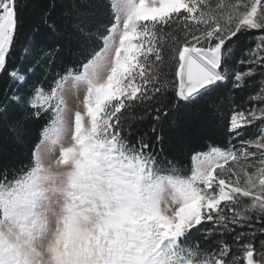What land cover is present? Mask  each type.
Segmentation results:
<instances>
[{
  "label": "snow or ice",
  "instance_id": "6c2138e0",
  "mask_svg": "<svg viewBox=\"0 0 264 264\" xmlns=\"http://www.w3.org/2000/svg\"><path fill=\"white\" fill-rule=\"evenodd\" d=\"M105 7L104 0L64 6L74 38L70 62L62 47L32 40L19 49L17 63L25 5L0 0V79L8 81L0 91V122L24 143L25 121H51L27 164L0 169V225L16 230L14 241L0 232V264H31L25 249L35 251L37 204L54 180L44 160L57 151L56 163H74L101 186L116 179L135 184L142 195L119 214L103 196H74L77 217L87 222L95 214L104 224L95 232L78 228L82 242L75 248L66 224L51 249L56 264H264V0H121L114 21ZM50 20L44 12L39 22L58 30ZM245 36L255 42L246 52ZM228 85L229 111L221 113L228 149L213 148L186 180H153L160 162L144 137L131 142L126 114L155 104L159 122L169 100L199 101ZM81 89L82 110L73 111L65 95ZM236 90H250L243 103L233 100ZM164 179L179 197L170 212L155 191Z\"/></svg>",
  "mask_w": 264,
  "mask_h": 264
},
{
  "label": "trees",
  "instance_id": "16d2710c",
  "mask_svg": "<svg viewBox=\"0 0 264 264\" xmlns=\"http://www.w3.org/2000/svg\"><path fill=\"white\" fill-rule=\"evenodd\" d=\"M67 2L68 0H20V3L25 5V11L20 22L17 63H19V49L32 40L47 48L62 47L60 55L65 62L71 61L74 38L71 34V26L65 19L64 6ZM104 3L106 5L105 16L114 21L116 14L111 0H104ZM44 12H48L49 16L53 17L49 23L55 22L58 30H53L39 22L40 16ZM36 26H39L38 33L32 31ZM245 45L254 48L255 42L245 36L240 48L246 52ZM240 57L241 52L237 51L235 62L238 63ZM249 83L253 82L249 81ZM7 90L8 81L0 79V91ZM228 91H231L230 85L226 89H221L218 94L199 101L171 99L167 102L168 106L163 108V117L159 122L155 120L154 113V109L158 105L153 104L150 108L138 106L132 109L125 117V126L131 133V142L138 144V137H144L156 160L160 162L162 173L189 177L193 172V156L195 154L208 152L212 148L226 150L229 147L227 121L221 116L222 112L229 111ZM249 91L239 93V90H236L233 92V100L236 103H243ZM213 105L217 107H213ZM146 112L152 114L145 115ZM37 121L35 124L25 121L29 134L25 137L24 143L16 139L15 133L10 127L5 128L3 122H0V169L8 166L10 169L18 170L28 163L26 156L30 157L34 153L36 145L42 139L41 133L51 123L47 117L43 120L37 118ZM153 129L155 130L153 131ZM246 135L251 136V133ZM233 143L236 142L233 141ZM208 223L211 224V222ZM192 243H198V241ZM214 250V247L209 249V251Z\"/></svg>",
  "mask_w": 264,
  "mask_h": 264
},
{
  "label": "clouds",
  "instance_id": "9594fccd",
  "mask_svg": "<svg viewBox=\"0 0 264 264\" xmlns=\"http://www.w3.org/2000/svg\"><path fill=\"white\" fill-rule=\"evenodd\" d=\"M64 146H71L69 138L65 139ZM58 155L56 153L46 154L44 160V164L54 180L44 186L45 198L38 201L37 204V230L31 245L35 251L29 252L28 249H25L31 264H56L51 249L62 237L66 224L72 229V233L68 237L69 246L72 248L82 242L77 234L78 228L86 227L89 231L95 232L103 226L104 218L101 216L90 214L85 222L83 218L75 215L73 211L74 196L89 199L103 196L110 205V211L119 214L127 210L128 207L139 203L142 195L135 184H122L118 179L113 181L111 187L101 186L87 173L78 170L74 163L69 162L64 165L56 163ZM158 176H172L173 180L187 179V177L159 172L153 176V180ZM155 191L159 205L163 210L170 212L178 205L179 197L173 184L167 179L161 181ZM15 231L7 225H0V232L10 240H15Z\"/></svg>",
  "mask_w": 264,
  "mask_h": 264
},
{
  "label": "rangeland",
  "instance_id": "374dc122",
  "mask_svg": "<svg viewBox=\"0 0 264 264\" xmlns=\"http://www.w3.org/2000/svg\"><path fill=\"white\" fill-rule=\"evenodd\" d=\"M112 2V7L114 9V12L117 15L121 14L122 12V9L120 7V4H121V0H111ZM115 6V7H114ZM116 18V17H115ZM71 92V93H70ZM83 95H84V90L81 89L79 93H76V92H73V91H69L66 95H65V101H66V104H67V107L73 111L75 110H82V98H83ZM71 96V97H70ZM69 97V98H68ZM70 99H73L71 102H70ZM74 103V104H73ZM43 138V137H42ZM40 144V143H39ZM213 149V148H212ZM210 149L208 152H205V153H197L193 156V171L196 169V167L198 166L199 162L201 159H203L205 156H207L208 154L211 153V150ZM227 150V149H226ZM226 150H222L221 151H226ZM36 151V149H35ZM34 151V152H35ZM56 154L58 155V151L56 152ZM192 175V174H191ZM190 175V176H191ZM189 176V177H190Z\"/></svg>",
  "mask_w": 264,
  "mask_h": 264
},
{
  "label": "bare ground",
  "instance_id": "6f19581e",
  "mask_svg": "<svg viewBox=\"0 0 264 264\" xmlns=\"http://www.w3.org/2000/svg\"><path fill=\"white\" fill-rule=\"evenodd\" d=\"M71 93V92H70ZM71 97V96H70ZM69 98V97H68ZM73 99H70V102L72 101ZM74 104V103H73Z\"/></svg>",
  "mask_w": 264,
  "mask_h": 264
}]
</instances>
